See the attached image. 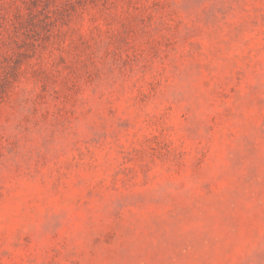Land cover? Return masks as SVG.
Returning <instances> with one entry per match:
<instances>
[{
    "label": "rangeland",
    "instance_id": "1",
    "mask_svg": "<svg viewBox=\"0 0 264 264\" xmlns=\"http://www.w3.org/2000/svg\"><path fill=\"white\" fill-rule=\"evenodd\" d=\"M0 264H264V0H0Z\"/></svg>",
    "mask_w": 264,
    "mask_h": 264
}]
</instances>
